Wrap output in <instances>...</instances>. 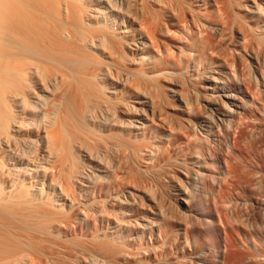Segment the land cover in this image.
I'll list each match as a JSON object with an SVG mask.
<instances>
[{
	"label": "bare ground",
	"instance_id": "obj_1",
	"mask_svg": "<svg viewBox=\"0 0 264 264\" xmlns=\"http://www.w3.org/2000/svg\"><path fill=\"white\" fill-rule=\"evenodd\" d=\"M264 0H0V264H264Z\"/></svg>",
	"mask_w": 264,
	"mask_h": 264
},
{
	"label": "rangeland",
	"instance_id": "obj_2",
	"mask_svg": "<svg viewBox=\"0 0 264 264\" xmlns=\"http://www.w3.org/2000/svg\"><path fill=\"white\" fill-rule=\"evenodd\" d=\"M260 190H264V187L262 188V189H260ZM262 247H264V244L262 245ZM264 249V248H263Z\"/></svg>",
	"mask_w": 264,
	"mask_h": 264
}]
</instances>
